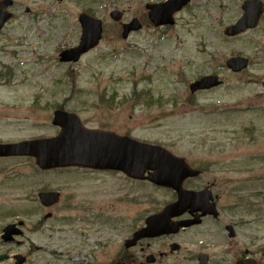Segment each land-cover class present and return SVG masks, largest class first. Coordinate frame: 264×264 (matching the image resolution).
Here are the masks:
<instances>
[{"label":"rangeland","instance_id":"1","mask_svg":"<svg viewBox=\"0 0 264 264\" xmlns=\"http://www.w3.org/2000/svg\"><path fill=\"white\" fill-rule=\"evenodd\" d=\"M154 1L160 0H15V16L0 35V44L18 45L15 49L26 51L5 52V63L11 64L12 76L5 86L3 83L0 86V106L5 98V111L0 107V135L5 139H27L53 134L54 129L48 123L53 108H43V104L70 94L73 87L72 94L77 97L71 95V104L85 119L93 120L89 123L92 126L99 120H107L117 125V132L159 142L174 155L189 157L196 166V161L202 158L218 157L230 162L229 169L233 168L234 172H264L261 86L264 16L255 29L226 39L222 31L240 15L243 0H191L175 15L172 26L163 27H154L147 18L145 4ZM25 7H29V13L24 11ZM113 9L123 12L118 22L109 18ZM88 10L103 21L98 46L75 65H60L55 48L78 42L77 17ZM36 14L43 18H35ZM133 17L139 19L142 28L124 40L120 23ZM231 54L246 56L247 68L237 73L223 67L225 58ZM209 73H216L223 83L191 94L189 82ZM134 81L133 89L141 92V97L136 99L129 97L134 95L131 91ZM100 94H109L108 99L113 97L104 108L98 107ZM26 162L31 164L25 158L5 160V222L14 211L29 204L26 194L29 188H24L23 180L17 179L18 170L23 165L29 167ZM55 176L58 182L69 181L66 176ZM47 178L48 175L42 176V181ZM84 185L77 192L80 197L102 200L103 209L114 196L120 195L122 206L117 216L125 219L130 210L142 211L148 204L170 197L168 191L153 189L145 182H135L114 172L91 173ZM128 204L133 207L130 209ZM66 214L60 213L57 223L51 221L57 227L56 233L45 230L53 239H44L39 234L31 239L46 250L68 249L73 238L71 232L73 229L80 232L83 223L78 221L76 227H70L60 220ZM104 214L113 217L110 209ZM48 225L50 222L46 221L44 226ZM91 227L89 224L88 228ZM60 258L67 260L65 256Z\"/></svg>","mask_w":264,"mask_h":264},{"label":"flooded vegetation","instance_id":"2","mask_svg":"<svg viewBox=\"0 0 264 264\" xmlns=\"http://www.w3.org/2000/svg\"><path fill=\"white\" fill-rule=\"evenodd\" d=\"M6 50H9V46L0 44L1 83H5ZM3 99L0 107L5 111ZM87 122L89 124L91 119ZM97 127L119 134L125 132H117V125H111L107 120H99ZM0 143H5V140ZM20 158H26L32 164L31 157ZM204 159L211 161L199 162V172L194 177L186 178L182 188L191 192L207 190L208 195L205 197L208 204L212 203L215 212L201 214L193 204L182 206L180 212L170 218L168 230L151 231L148 236L135 241L133 235L145 227V218L160 213L166 203L148 204L145 210L138 211L136 208L130 210L128 218H121L117 216L122 206L120 195L114 196L105 204L107 208L103 209L102 200H88L77 193L85 187L89 175L95 171L79 167L68 168L70 171L65 172L58 171L65 169L41 170L32 165L29 177L20 178L23 180L22 186L29 188V204L22 215L30 219L44 207L48 215H51L49 218L57 223L61 210H68L69 215L65 216V221L70 227L78 221L83 223L80 232L73 229L69 248L63 251L61 248L46 250L42 246H33L35 240L31 236L35 234L44 239H53L41 229L40 219L24 222L22 226L18 221L5 222V156H0V215L3 217L0 218V256L6 255L2 263L16 264L15 256L20 255V264H55V256H58L57 264H264V172H234L232 168L229 169L230 162L226 160L218 157ZM58 172L67 175L70 181L63 184L55 180L53 175H58ZM114 174L122 175L121 172ZM46 175V184L50 182L69 186L51 189L58 191L59 195L58 200L49 206L41 204L38 196L41 188L37 190L44 182L42 176ZM32 185H37L36 189H32ZM171 193L169 202L176 198L175 193ZM128 206L130 209L133 207L131 204ZM107 209L113 211V217H106L104 211ZM9 224L13 233L19 231V234L7 235L10 238L5 240L4 230ZM89 224L92 225L90 229ZM74 234L77 238H74ZM60 255L67 260H62Z\"/></svg>","mask_w":264,"mask_h":264},{"label":"water","instance_id":"3","mask_svg":"<svg viewBox=\"0 0 264 264\" xmlns=\"http://www.w3.org/2000/svg\"><path fill=\"white\" fill-rule=\"evenodd\" d=\"M189 0H167L159 4H147L150 9L149 18L155 26L173 24L174 12L181 9ZM245 14L236 25L225 29L226 34L234 35L247 27L253 26L260 13L259 4L253 0L244 4ZM258 9V10H257ZM1 14V13H0ZM121 14L117 11L111 13L114 20H118ZM83 27L81 43L77 48L68 50L67 56L74 60L78 55L93 46L100 36V22L80 15ZM96 23V24H95ZM141 27L136 19L123 25V38H126L131 30ZM69 58V57H68ZM227 65L234 71H238L247 65V60L242 58H231ZM216 76H204L191 84V91L199 88H209L219 84ZM55 123L61 125L62 130L58 136L50 140H35L17 144H6L0 146V154L5 155H32L37 158V163L43 167H62L69 165H83L95 168H116L125 171L128 175L143 178L142 172L149 168L155 171L148 176L152 182L171 187L178 193V201L168 206L160 215L159 220L150 218L149 221H156L148 226L158 228L157 222L166 219L175 212L180 203L188 197L181 191L180 184L186 176L185 168L179 159H173L159 147L136 141L128 137L113 136L94 131L82 130L76 124L64 123V117L55 116ZM204 208V203H201ZM166 224V221L164 222ZM146 228V229H147ZM166 228V227H163Z\"/></svg>","mask_w":264,"mask_h":264}]
</instances>
